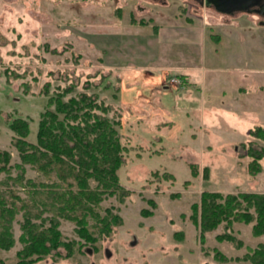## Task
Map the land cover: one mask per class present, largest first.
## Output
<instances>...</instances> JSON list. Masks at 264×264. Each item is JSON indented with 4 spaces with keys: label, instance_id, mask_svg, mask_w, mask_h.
Returning <instances> with one entry per match:
<instances>
[{
    "label": "rangeland",
    "instance_id": "1",
    "mask_svg": "<svg viewBox=\"0 0 264 264\" xmlns=\"http://www.w3.org/2000/svg\"><path fill=\"white\" fill-rule=\"evenodd\" d=\"M261 21L264 16L221 13L195 0H0V149L10 152L12 166L10 174L0 173L1 191L13 188L25 198L13 179L20 157L7 121L26 119V140L35 143L48 97L66 88L65 99L86 92L109 107L123 146L122 189L95 208L100 216L110 209L121 221L95 240L99 248L143 252L144 258L132 256L138 264H249L234 258L264 241L250 224H232L241 248L216 239L222 224L201 244L190 215L203 190L264 192V157L251 174L246 153L249 141L264 148L263 139L248 134L264 127ZM236 22L240 31L225 27ZM24 168L25 186L45 180L29 164ZM50 216L45 211L33 221L47 225ZM22 220L19 211L0 264H19ZM57 222L69 249L88 245L75 243L82 241L73 221ZM212 249L232 259L219 261Z\"/></svg>",
    "mask_w": 264,
    "mask_h": 264
},
{
    "label": "trees",
    "instance_id": "2",
    "mask_svg": "<svg viewBox=\"0 0 264 264\" xmlns=\"http://www.w3.org/2000/svg\"><path fill=\"white\" fill-rule=\"evenodd\" d=\"M69 91L66 88L48 97L47 106L38 120L35 143L26 140L29 133L26 119L14 117L7 121L14 134L12 144L20 157V162L14 164L20 172L13 179L22 187L26 199H22L13 188L6 187L5 192L0 189V248L12 246L11 223L21 211L20 240L23 247L17 252L19 264H26L34 259L33 255L48 254L60 246L72 247L62 238L58 217L73 221L76 234L88 242L109 235L111 227L121 221L110 209H106L102 216L95 211L104 197L122 189L117 175L123 163V146L116 127L118 122L107 116L109 107L94 95L81 92L65 99ZM248 134L264 140V127L255 125ZM246 153L250 157L248 171L256 174L261 169L264 148H255L249 141ZM10 160V152L0 149V173L10 174ZM25 164L42 174L45 180L30 181L25 186L22 181ZM190 167L192 174H196L194 165L190 164ZM207 169L204 168L205 177ZM4 181L0 180V186L5 184ZM149 202L155 205L153 200ZM45 211L52 216L47 225L40 226L33 219L40 218ZM191 212L190 219L199 230L201 244L206 233L222 224L224 231L217 234L216 239L241 248L242 240L234 234L233 222L250 224L253 236H264V192L203 190L199 201L191 205ZM141 213L149 216L152 211L143 209ZM88 218L95 221L94 231L87 226ZM212 250L219 261L232 259ZM234 259L264 264V241L254 247L247 246L246 252Z\"/></svg>",
    "mask_w": 264,
    "mask_h": 264
},
{
    "label": "flooded vegetation",
    "instance_id": "3",
    "mask_svg": "<svg viewBox=\"0 0 264 264\" xmlns=\"http://www.w3.org/2000/svg\"><path fill=\"white\" fill-rule=\"evenodd\" d=\"M195 1L199 4L213 7L212 2L206 4L205 0ZM256 1L257 3L252 5L247 12L264 16V0ZM235 12L239 11H234L229 14H233ZM78 240H81L82 242H75L76 244L80 245L84 242V244L88 243L89 246L84 245L82 248L76 249H56L47 255L36 254L34 259L30 263L26 264H138V259L132 258V256H135V252L138 253L140 251H133L126 248H116L115 253L113 254L109 248H99V244H97L96 241L88 242L85 238L79 236ZM140 257L144 258L143 252ZM142 262L146 263L147 261L143 260Z\"/></svg>",
    "mask_w": 264,
    "mask_h": 264
},
{
    "label": "water",
    "instance_id": "4",
    "mask_svg": "<svg viewBox=\"0 0 264 264\" xmlns=\"http://www.w3.org/2000/svg\"><path fill=\"white\" fill-rule=\"evenodd\" d=\"M206 4L212 2L215 10L221 13H232L234 11L247 12L252 5L257 3L256 0H205Z\"/></svg>",
    "mask_w": 264,
    "mask_h": 264
},
{
    "label": "crops",
    "instance_id": "5",
    "mask_svg": "<svg viewBox=\"0 0 264 264\" xmlns=\"http://www.w3.org/2000/svg\"><path fill=\"white\" fill-rule=\"evenodd\" d=\"M214 18H215V16H213V20H214V21L212 20L213 22H212V21L208 22V25L212 23V24H211V25H212L211 28H213V24L216 23V21H215ZM191 22H192V19H191ZM238 25H239V22H236L235 24H228V26H225V27L227 28V30H231L232 32H234L235 30L240 31V30H239L240 27H238ZM258 25H259L260 27H264V22L261 21V23H259ZM231 27H232V28H231ZM228 28H229V29H228ZM203 30H205V27H203ZM156 31H157V30H156ZM156 31H155V32H156ZM201 33H202V32H201ZM211 33H214V32L211 31ZM201 38L203 39V34H201ZM204 38H205V34H204ZM214 39H216V42H217L218 44H221L222 41H223L222 37L218 39V36H214ZM204 42H206L205 39H204ZM213 52H214V53H217V49L214 48V49H213ZM162 72H163V71H162ZM163 73H164V72H163ZM163 73H162V74H163ZM181 74H182V73H181ZM161 78H162L161 76H158V77H157V80H158V79H161Z\"/></svg>",
    "mask_w": 264,
    "mask_h": 264
},
{
    "label": "built area",
    "instance_id": "6",
    "mask_svg": "<svg viewBox=\"0 0 264 264\" xmlns=\"http://www.w3.org/2000/svg\"><path fill=\"white\" fill-rule=\"evenodd\" d=\"M176 80H178V82L180 81V82H182V80L181 79H179V78H177Z\"/></svg>",
    "mask_w": 264,
    "mask_h": 264
}]
</instances>
